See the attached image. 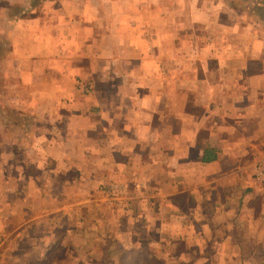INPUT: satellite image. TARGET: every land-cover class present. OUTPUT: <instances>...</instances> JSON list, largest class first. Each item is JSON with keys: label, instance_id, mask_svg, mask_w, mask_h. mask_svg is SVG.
Returning <instances> with one entry per match:
<instances>
[{"label": "crops", "instance_id": "crops-1", "mask_svg": "<svg viewBox=\"0 0 264 264\" xmlns=\"http://www.w3.org/2000/svg\"><path fill=\"white\" fill-rule=\"evenodd\" d=\"M81 2L0 43L1 182L29 166L10 195L98 211L111 187L117 244L264 264V0Z\"/></svg>", "mask_w": 264, "mask_h": 264}, {"label": "rangeland", "instance_id": "rangeland-1", "mask_svg": "<svg viewBox=\"0 0 264 264\" xmlns=\"http://www.w3.org/2000/svg\"><path fill=\"white\" fill-rule=\"evenodd\" d=\"M81 1L0 0V43L9 45L12 42L9 39L11 33L17 35L13 21L17 22L16 27L20 29L23 28L22 24L33 25L35 19L36 22H42L45 13H50L54 19V11H80L84 5ZM123 5L122 0V8ZM180 8L182 11V5ZM39 16L41 18L37 19ZM4 44H0V47L6 49L7 45ZM28 169L29 166L21 162L19 172L23 175L18 182L12 179L3 183L0 179V264H169L165 258L171 253V245L163 246L162 250H156L158 248L155 247L139 250L134 246L125 248L123 244L116 243L122 242L119 238L122 236L108 225V218L113 217L108 216L107 210H121L122 213L124 204L120 202L123 198L114 200L109 195L111 187L99 190V197L105 203L103 210L85 206L84 210L78 212H51V200L49 197L44 200L42 195V203L46 205L29 210L26 195H14V199L10 195L13 188L20 193L28 188ZM260 183L264 185V182ZM1 192H5V195ZM67 192L72 198H68L67 194L64 204L60 205L71 207L68 205L79 197H73L70 190ZM55 197L52 196V199ZM60 222L63 224L58 227ZM157 251H161L163 259L156 258Z\"/></svg>", "mask_w": 264, "mask_h": 264}, {"label": "built area", "instance_id": "built-area-1", "mask_svg": "<svg viewBox=\"0 0 264 264\" xmlns=\"http://www.w3.org/2000/svg\"><path fill=\"white\" fill-rule=\"evenodd\" d=\"M256 179L258 182H264V163L258 166V171L256 174Z\"/></svg>", "mask_w": 264, "mask_h": 264}]
</instances>
